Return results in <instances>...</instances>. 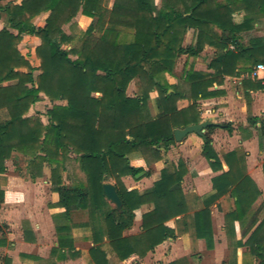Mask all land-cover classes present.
<instances>
[{"label":"trees","instance_id":"trees-1","mask_svg":"<svg viewBox=\"0 0 264 264\" xmlns=\"http://www.w3.org/2000/svg\"><path fill=\"white\" fill-rule=\"evenodd\" d=\"M103 4L104 0H0V15L8 25L0 30V109L8 113L0 123V174L6 172V161L13 153L28 157L29 168L48 164L52 191L58 194L55 206L64 210V224L56 228L57 249L73 250L71 215L86 211L90 222L83 225L93 230L92 264H108L104 241L118 260L125 261L132 255L144 258L175 238L166 223L187 213L181 189L183 162L164 167L149 189L138 192L127 190L121 181L144 171L132 166L129 156L161 160V149L166 151L175 143L174 129L200 123L198 100L213 97L216 93L210 89L225 77L249 73L264 63V34L244 40L264 19V0H160V6L155 0H114L108 10ZM42 13L48 16L44 26L37 27L34 22ZM78 13L91 23L67 51L63 46L72 44L74 37L65 34L62 26ZM236 14L241 15L237 21ZM190 30L193 43L184 46ZM127 31L132 33L131 41L126 39ZM22 35L40 40L33 55L36 67L18 50ZM205 46L216 50L208 64L210 72L184 69L181 84H169L166 75H173L179 56L197 58ZM134 79L142 82L143 92L128 97L126 89ZM8 82L13 84L4 85ZM152 91L157 93L154 117L148 107ZM43 99L65 102L46 112V124L26 116ZM180 100H188V107L178 109ZM215 127L208 126L201 136V154L214 172L222 169L212 148ZM235 156H224L227 170L212 179L214 194L192 217L194 233L208 249L213 247L210 205L230 191L236 198L230 216L242 219L256 198ZM70 160L78 164L86 184H64L61 174ZM106 178L114 180L121 211L103 196ZM145 204L153 208L142 215L141 232L124 235L134 223V212ZM263 227L264 222L257 226L247 246L255 243ZM251 253L264 264L258 248H251ZM60 256L65 257L64 252Z\"/></svg>","mask_w":264,"mask_h":264},{"label":"crops","instance_id":"crops-1","mask_svg":"<svg viewBox=\"0 0 264 264\" xmlns=\"http://www.w3.org/2000/svg\"><path fill=\"white\" fill-rule=\"evenodd\" d=\"M47 16L48 13H42L35 20L34 24L37 27H43ZM79 18L84 21L90 20V18L84 17L81 14ZM261 21L264 22V19ZM7 26L6 17L0 15V30ZM257 26L258 24L255 25V27ZM12 32L16 34L15 31ZM190 32L192 33L191 44L193 43V31L190 30L189 33ZM263 34L262 32L257 36H262ZM252 36L255 35H250L247 39H244L245 42ZM39 44L40 40L38 38L22 35L18 50L23 56L27 51H29L27 53L28 55H32ZM25 45H28L29 48H24V50H22V46ZM207 51H211L213 56L216 52L214 48L205 46L201 53L202 57L200 55L197 58H192L182 55L186 57V60L189 59L190 63L186 65L185 69L192 68L196 72H210L208 64L212 57L207 61L204 54ZM199 58L201 63L203 62V65L197 68L198 64L195 66L194 63ZM251 72L225 77L222 84L214 85L210 89L216 93L213 97L197 101L198 112L201 119L200 122L207 120L211 125L216 126L211 133L212 148L221 162V170L214 172L210 168L207 160L202 156L201 150L203 143L201 137L195 134H189L184 140L179 142V144H176L178 145L181 158L178 156L174 164H177L179 161H182L184 164L185 174L182 179L181 189L184 195L187 213L184 216L176 217L166 223L167 227L174 230L175 238H169L164 243L157 246L152 252L148 253L144 258L132 255L125 261L117 259L119 264H127L128 262L131 263V261H139L141 259H148L152 264L154 262L157 264H168L172 262L177 264H222L230 262L231 264H259L261 262V259L252 255L251 248H258L260 252L264 254V227L256 237L255 243L251 247L246 245L247 240L257 226L264 222V86L259 80L251 77ZM180 78V76L177 77L175 72H173V75H166L169 84H177ZM11 84H13V82H8L4 85ZM93 96L99 97L100 94L93 93ZM127 96L131 97L128 94ZM43 100L44 101L41 103L48 105L46 112L51 109L53 105H65L64 101L51 102L48 99ZM39 102L35 103L30 110L37 108ZM188 105V100H180L177 103V108L184 109L188 107ZM46 112L43 116H46ZM0 113H4L5 116L8 114L6 109H0ZM7 119L8 116L0 119V123ZM230 153H235L236 156L234 159L240 164V173L245 174L250 179V189L253 195L256 193V198L252 202L248 213L242 219H232L230 216L236 207V198L231 195L230 191L219 197L210 205L209 210L213 247L212 249H208L205 240L196 237L191 224L192 217L196 212L204 208V201L214 194L212 179L227 170L224 156ZM130 164L134 167L146 168L145 161L142 157L134 158L130 161ZM157 165L158 164H156V166ZM153 170L157 172L155 165ZM160 170H158V175H160ZM145 171L149 170L146 169ZM155 174L156 173L153 172L145 176L142 183L150 182V186H148L150 188L153 183L158 180H153ZM123 181H126V179ZM148 187L146 186L147 189H149ZM146 188L138 186L137 191L142 192V190ZM232 189L233 187L231 186L230 190ZM48 197L51 199L47 205L48 208L53 211L51 212L52 218H57L59 215H54L52 213H56L55 210L59 211L60 209L55 206L58 202V194L50 191ZM20 200L22 199L19 193H16L12 202L14 201L18 206L22 204ZM194 203L200 204L201 207L191 210L194 208ZM152 208L153 205L145 204L137 209L134 214L136 212L140 213L138 232H130L135 224L134 219L132 227L126 231L124 235H138L141 232L142 215L152 210ZM72 215L71 224L73 227L71 229V237L73 250L59 252L57 249L58 243L56 241L54 246L50 248L48 254L54 260L55 264H92L89 257V249L93 247L91 236V243L88 250L84 252V250H80V248L76 246L77 238L73 236L72 231L80 227V224L73 220ZM182 217L185 219L180 222V218ZM44 221L45 220H41L40 225L39 223L37 225L36 220H31L28 236H25L26 232H23L24 236L20 237V242H16L17 247H21L20 249H27V251L19 254L17 258L18 262L24 260L23 264H36L37 262L49 258V255L45 254V249L47 248L45 241L48 238L47 236H50V232H47V226L43 225V223H45ZM127 232L128 234H126ZM0 240L2 242L0 247H2L5 245V238L1 237ZM36 249V253L31 251ZM63 252L65 257L60 256ZM7 260H9V258H7ZM9 262L10 264H16L14 260L12 262L9 260Z\"/></svg>","mask_w":264,"mask_h":264},{"label":"rangeland","instance_id":"rangeland-1","mask_svg":"<svg viewBox=\"0 0 264 264\" xmlns=\"http://www.w3.org/2000/svg\"><path fill=\"white\" fill-rule=\"evenodd\" d=\"M114 0H104V7L108 10L112 7ZM157 6H160V0H155ZM80 13L76 15V17L69 23L64 24L62 26V30L65 34L69 36L74 37V41L72 44L68 46H63L64 49L67 51H70L71 48H73L80 38L83 36L85 31L88 29L91 19L84 21L80 20ZM241 18V15L236 14L234 16V19L237 21ZM264 27V22L260 21L259 25L254 29L253 32L250 34H246L244 36V39H247L250 35H259L262 33ZM127 41H131L132 39V33L131 31H127V34L125 35ZM192 42V33L188 32L185 36V39L183 41V45L186 46ZM20 45V44H19ZM31 45V44H30ZM24 48H29L28 45L22 46V50ZM29 51L24 53V56L27 58V60L32 64V66L36 67L37 62L34 59L33 55H28ZM207 61L213 57V53L211 51H207L204 53ZM32 56V57H31ZM202 57V55H201ZM200 57V58H201ZM71 59H75V56L70 54ZM200 58L195 61V66L198 64L197 68H199L201 65H203L200 61ZM206 61V63H207ZM189 59L186 60L185 56H179L177 59L175 66H174V72L175 74L180 77H182V73L184 69L186 68V65H188ZM190 64V63H189ZM37 74V72H35ZM181 79V78H180ZM179 82V81H178ZM181 84V82H179ZM142 82L138 79L132 80L126 91L127 94L131 97L139 96L142 94ZM156 99H157V93L155 91H152L148 95V107L150 111L151 117H154L157 114L156 109ZM44 100H41L38 103L37 108H33L27 113V117L32 116L34 118H39V120L42 122V124H45L47 121V117L43 116L44 113L47 110L48 105L41 103ZM155 114V115H154ZM8 116V114L6 115ZM4 113H0V119L6 117ZM184 140V139H183ZM178 142L171 145V147L168 148V150L161 149V160L154 162L152 158H149L147 160L144 159L146 168H143V174L139 177H132V176H124L121 178V181L125 188L127 190H137L138 186L145 187L150 186L149 183H142V181L145 178V170L148 169L150 173L155 172V178L153 177V180L158 179V170L164 167H169L171 164H174L175 160H177L178 156L180 157V152L178 148ZM136 157H141L139 155L131 154L129 156V161L133 160ZM181 158V157H180ZM29 159L28 157H25L18 153H13L10 159L6 161L7 165V172L5 174H0V192H2V198L0 199V238H5V245L0 247V264H4L5 260L9 258L11 262L14 260L16 264H23L24 260H21L18 262L17 258L19 257V254H21L24 251H27V249H20L21 247H17L16 242H20L23 232L25 233V236H28V230H30L29 225L31 224V220H36V223L40 225L41 220H45L43 225L47 226V232H50V236H47V240L45 241V244L47 248L45 249V254H48L50 248L54 246V243L57 241L56 232L55 229L60 224H64V219L60 216V214L63 212L62 208L58 210H55L56 213L59 215L57 218H52L50 208H48L47 203L51 200L50 197H48V194L50 191H52V184H51V168L48 164L43 163L41 167H33L29 168ZM156 164H158L156 166ZM155 165V169H157V172L153 170ZM29 168V169H28ZM50 168V170H49ZM26 169V171H25ZM31 169V170H30ZM161 171V170H160ZM32 173L35 174V177H32ZM62 178L63 182L66 186H73L77 185L79 183L86 184V178L85 175L79 170L78 164L73 161H67L66 162V170L62 172ZM126 179V181H123ZM104 183H111L114 184V180L112 178H106L104 180ZM142 183V184H141ZM149 188V187H148ZM147 190L143 189V191ZM53 192V191H52ZM16 193H19L22 200L21 205H16L14 203L13 197H15ZM109 203V202H108ZM111 207L114 208V205L109 203ZM194 208L191 210L198 209L201 207L200 204L194 203ZM62 210V211H61ZM60 212V213H59ZM73 214V213H72ZM56 215V216H57ZM73 220L80 224V227H77L73 229L72 233L73 236L77 238L76 246L80 248V250H86L90 247V236L92 234V228L91 227H84L83 224L89 223V216L86 211L77 210L72 215ZM139 219H140V213H135V224L133 226V229H131V233L138 232L139 229ZM72 222V221H71ZM73 227V226H72ZM128 234V232L126 233ZM103 249L106 251L108 255V264H119L116 256L113 254L110 246L107 244V241H104L102 245ZM29 251V250H28ZM32 252L36 253V250H31ZM20 252V253H19ZM49 255V254H48ZM55 264L54 260L50 257L41 261L37 262L36 264ZM127 264H152L147 259H141L139 261H131ZM157 264V263H153Z\"/></svg>","mask_w":264,"mask_h":264},{"label":"water","instance_id":"water-1","mask_svg":"<svg viewBox=\"0 0 264 264\" xmlns=\"http://www.w3.org/2000/svg\"><path fill=\"white\" fill-rule=\"evenodd\" d=\"M211 123L209 121H203L198 124L189 125L183 128H176L173 130V138L175 142H181L186 136L189 134H195L199 137L203 135L204 130L210 126ZM143 173H139L136 175V178H139ZM102 191L104 198L111 204L114 205V208L117 211H121L122 202L116 192V187L111 183H104L102 185Z\"/></svg>","mask_w":264,"mask_h":264},{"label":"built area","instance_id":"built-area-1","mask_svg":"<svg viewBox=\"0 0 264 264\" xmlns=\"http://www.w3.org/2000/svg\"><path fill=\"white\" fill-rule=\"evenodd\" d=\"M251 77L253 79H257L261 82V84L264 86V63L257 64L252 72Z\"/></svg>","mask_w":264,"mask_h":264}]
</instances>
